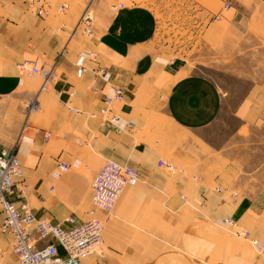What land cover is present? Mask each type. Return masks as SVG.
Segmentation results:
<instances>
[{
    "label": "crops",
    "instance_id": "crops-1",
    "mask_svg": "<svg viewBox=\"0 0 264 264\" xmlns=\"http://www.w3.org/2000/svg\"><path fill=\"white\" fill-rule=\"evenodd\" d=\"M39 1L0 0V147L18 145L16 204H28L38 219L66 230L73 227L68 219L102 221L109 214L94 207L91 189L104 163L114 161L138 170L140 182L125 189L115 217L105 222L108 249L147 245L146 264H168L157 246L171 244L173 230L192 222L194 239L178 243L195 246L196 261L205 260L206 230L213 259L220 254L251 262L250 247L227 234L221 238L216 223L231 219L257 229L253 220L264 209L234 191L223 195L219 162L205 155L214 148L203 135L231 105L242 122L239 131L264 125V83H253L236 102L214 76L171 55L252 50L251 40L264 41V0H97L93 37L75 30L84 0ZM39 7L49 15L39 16ZM174 7L181 12L170 14ZM171 23H186L187 34L178 38L187 48L169 42ZM25 60L44 72H21ZM113 88H122L125 100L104 117V97ZM60 164L68 170L60 172ZM82 209L92 213L83 218ZM253 239V245L261 241ZM112 258L93 254L84 264H118ZM0 261L20 264L11 237L2 233Z\"/></svg>",
    "mask_w": 264,
    "mask_h": 264
},
{
    "label": "rangeland",
    "instance_id": "rangeland-1",
    "mask_svg": "<svg viewBox=\"0 0 264 264\" xmlns=\"http://www.w3.org/2000/svg\"><path fill=\"white\" fill-rule=\"evenodd\" d=\"M169 1L173 2L172 0ZM178 12H181L179 7H174L173 9L169 8L170 14ZM181 24L171 23L168 34L172 36V38L169 42L175 43L181 49H185L188 47V44L178 37H184L188 30L185 29L186 23ZM163 27H165V22H163ZM256 40L257 41H250L252 50H248V47L245 49L241 45L242 47L235 48L237 50L236 53L230 55L193 53L188 50L185 53L182 52L171 56L173 58H183L190 64L197 66V68L204 73L214 76L222 87L228 88V91L234 93L235 98H237L236 102H238L243 93H245L253 83H264V41L258 37ZM259 46L261 47L259 48ZM241 126L242 122L233 115L232 105L225 108L219 122L204 132V140L210 143L214 148L213 150L205 151V155L211 152L216 155L218 159L220 176H223V180L220 183L221 188L225 191L223 195L228 196L229 193L234 191L238 195V198H244L245 196L250 197L252 200L260 202L261 209H264V125L253 128L251 131L247 128H242L239 131ZM178 135L179 134H177V137ZM174 136L176 137V135ZM17 146V143H14L12 148H17ZM166 168L169 169L167 170L168 173H173L174 168L172 165ZM82 213L84 214L83 218H85L88 214L92 213V209H82ZM114 217L115 208L110 215L105 214V217L101 218L105 224L103 234L104 244L95 254L98 256L105 255V257L109 255L110 258L113 257L112 259L114 262L117 260L118 264H146L144 261L146 258L143 249L150 251L152 248L147 245H144L142 249H139V247L133 249L131 247L122 246L115 249L112 248L113 251L108 249L109 246H107L105 240V222ZM227 220L228 219L220 220L216 223L220 237L224 238L229 235V237L236 239L242 244L248 245L252 250V264H264L262 263L264 261V214L253 220V223L257 222V229L254 228L253 230L247 229L235 221L236 225L230 227L226 225ZM49 221L52 222V219ZM231 221L233 222V220ZM189 226H192V222H189L185 229L173 230V234H171L170 237L171 244L157 246L159 249L157 255L160 259L165 260L168 264H171L172 260L173 264H176V261L179 259H184L185 264L251 263L242 261L241 259L232 260L228 256H221L220 254H216V259H213L214 248L206 239V235L208 234L206 230L203 236L204 245L200 247L203 251L205 260L196 261V247L191 245L181 246L178 243L186 239H194L195 230L189 229ZM243 230L249 231L250 235L253 237H259L261 241L256 239L258 245L255 243L253 245L251 243V240H255L253 237L244 238L234 233ZM197 237L201 239L200 235ZM158 238L164 237L160 234ZM160 241L162 243V239H160ZM101 252L102 254L100 255ZM2 263L3 261H0V264Z\"/></svg>",
    "mask_w": 264,
    "mask_h": 264
},
{
    "label": "built area",
    "instance_id": "built-area-1",
    "mask_svg": "<svg viewBox=\"0 0 264 264\" xmlns=\"http://www.w3.org/2000/svg\"><path fill=\"white\" fill-rule=\"evenodd\" d=\"M36 0H33L35 2ZM85 9L76 23L75 30L84 28L92 36L95 23V4L97 0H84ZM37 3H40L37 0ZM64 5L62 10L67 9ZM230 8V4L225 9ZM37 14L41 17L49 15V11L39 7ZM88 55V54H87ZM91 58V57H90ZM83 61L87 59L82 57ZM23 73L41 75L44 71L33 62L25 60L19 64ZM83 69L80 70V74ZM103 73V71H100ZM124 90L113 88L111 94L105 95L104 113H110L114 103H123ZM112 121L118 117L112 116ZM47 135L46 139H49ZM161 166H166L164 162ZM68 166L59 165L60 172H66ZM22 176L21 161L17 155V148L0 147V233L9 235L12 251L20 264H84L85 259L97 253L103 246V223L90 220L76 223L68 219L73 225L70 229H63L46 219H38L28 204L20 207L13 198L17 195L15 180ZM140 180L138 170L132 167L109 162L100 172L92 184L93 203L96 207L111 214L118 199L128 186H135ZM231 222L230 219L227 223ZM61 249V251H60Z\"/></svg>",
    "mask_w": 264,
    "mask_h": 264
},
{
    "label": "bare ground",
    "instance_id": "bare-ground-1",
    "mask_svg": "<svg viewBox=\"0 0 264 264\" xmlns=\"http://www.w3.org/2000/svg\"><path fill=\"white\" fill-rule=\"evenodd\" d=\"M95 24V23H94ZM81 30L83 31V33H84V35L85 36H87V37H93L94 36V33H92V36H89L86 32H85V30H84V28H81ZM92 32H93V29H92ZM105 109V108H104ZM104 109H103V111H102V114H103V116L104 117H106L107 115H108V113H104ZM109 162H114V161H106L105 163H104V165H103V167H102V170H103V168L107 165V163H109ZM116 163V162H115ZM166 164V163H165ZM121 165V164H120ZM124 166H127V167H130V166H128V165H124ZM166 166H168L167 164H166ZM101 170V171H102ZM100 171V172H101ZM100 174V173H99ZM98 177V176H97ZM95 181V180H94ZM140 182V180H138V182H137V184L135 185V186H137L138 185V183ZM135 186H128V187H135ZM128 187H126V188H128ZM125 188V189H126ZM125 189H124V191H125ZM124 191H123V193H124ZM94 193V192H93ZM123 193L121 194V196H120V198L122 197V195H123ZM120 198L118 199V201L120 200ZM118 201H117V203H118ZM117 205V204H116ZM94 207L95 208H97V209H100V208H98V207H96L95 206V204H94ZM116 207V206H115ZM100 210H102V209H100ZM114 210V209H113ZM104 211V210H103ZM106 212V211H105ZM110 215V214H109ZM94 220H97V219H94ZM100 221V220H99ZM102 223H103V232H104V229H105V224H104V222L103 221H101ZM228 224H230L232 227L233 226H235L234 225V223L231 221V222H229ZM240 236L241 237H244V238H249V236H250V234H249V232H247V231H242L241 233H240ZM255 244H257L256 242H254ZM89 258V257H88ZM86 260V259H85Z\"/></svg>",
    "mask_w": 264,
    "mask_h": 264
}]
</instances>
